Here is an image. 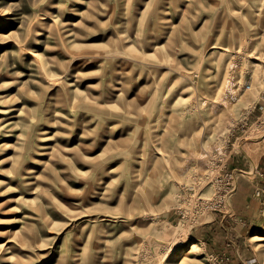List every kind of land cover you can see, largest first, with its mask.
I'll use <instances>...</instances> for the list:
<instances>
[{"label": "rangeland", "instance_id": "obj_1", "mask_svg": "<svg viewBox=\"0 0 264 264\" xmlns=\"http://www.w3.org/2000/svg\"><path fill=\"white\" fill-rule=\"evenodd\" d=\"M260 171L264 0H0V264H264Z\"/></svg>", "mask_w": 264, "mask_h": 264}, {"label": "crops", "instance_id": "obj_2", "mask_svg": "<svg viewBox=\"0 0 264 264\" xmlns=\"http://www.w3.org/2000/svg\"><path fill=\"white\" fill-rule=\"evenodd\" d=\"M245 183L247 186L244 187L241 185L240 190L241 189L246 190L243 194L245 195V201L248 207H246L244 202H241V205H243V207L240 213L244 216H250L249 209L255 206V203H258L263 198L264 189L260 188V183H258L257 185L254 182H252L251 184H247V182ZM237 209H238V206H237Z\"/></svg>", "mask_w": 264, "mask_h": 264}, {"label": "bare ground", "instance_id": "obj_3", "mask_svg": "<svg viewBox=\"0 0 264 264\" xmlns=\"http://www.w3.org/2000/svg\"><path fill=\"white\" fill-rule=\"evenodd\" d=\"M211 49H220V50H223V51H229L227 48H222V47H219V46H212L211 47ZM251 57H253V56H251ZM257 60H259L260 61V58H258L257 57ZM255 126V125H254ZM242 140H245V138L244 137H241L240 139H239V141L241 142ZM237 146H239V144L237 145ZM176 245H174L173 247H175ZM198 248H200V245L199 244H195V245H193V247H192V249H195V250H197Z\"/></svg>", "mask_w": 264, "mask_h": 264}, {"label": "built area", "instance_id": "obj_4", "mask_svg": "<svg viewBox=\"0 0 264 264\" xmlns=\"http://www.w3.org/2000/svg\"><path fill=\"white\" fill-rule=\"evenodd\" d=\"M259 174H260L261 176H264V172H263V171H260Z\"/></svg>", "mask_w": 264, "mask_h": 264}]
</instances>
